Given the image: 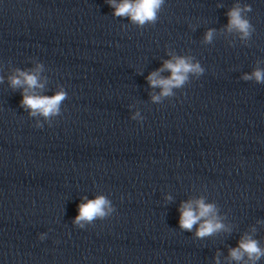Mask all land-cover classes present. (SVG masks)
I'll return each instance as SVG.
<instances>
[{
    "label": "clouds",
    "instance_id": "9594fccd",
    "mask_svg": "<svg viewBox=\"0 0 264 264\" xmlns=\"http://www.w3.org/2000/svg\"><path fill=\"white\" fill-rule=\"evenodd\" d=\"M109 6L114 9L113 15L117 17H128L132 23L138 26H144L147 23H155L158 19V12L164 3V0H108ZM250 5L243 6L236 4L228 12V32H237L241 39H248L254 31L252 24L246 18L245 13L251 12ZM215 29H209L204 36L205 43H210L213 39ZM42 65L38 64L35 70L21 71L16 70V75L9 77L10 85L13 89L22 87L21 106L30 110V115H42L48 119L54 115L60 114V105L67 98V93L63 90L58 91L52 96H43L36 94V89H43L39 72ZM169 71V77L160 75L163 71ZM203 68L199 63H193L191 57L175 56L170 60L164 61L162 67L151 72L147 80L152 88H161L160 95H153L152 100L157 102L161 96L173 95V88H180L188 81L189 74H201ZM244 80H255L257 83H264V69L256 68L251 74H245ZM0 77V82H2ZM135 118V117H134ZM78 205V215L73 223L80 228L85 223H92L96 219L106 218L112 211L110 201L104 196H98L95 199L87 200ZM179 226L185 231H191L195 225H199L195 235L198 238L210 236L219 231H230L221 222L217 215V208L214 204L205 203L203 198L195 201L183 202L179 209ZM255 231V229H253ZM43 239V236L40 237ZM247 257V260H245ZM264 257V249L259 246V242L253 239L251 235L246 234L238 241V246L229 249L230 260L243 262V264H256ZM218 264V261H217Z\"/></svg>",
    "mask_w": 264,
    "mask_h": 264
}]
</instances>
